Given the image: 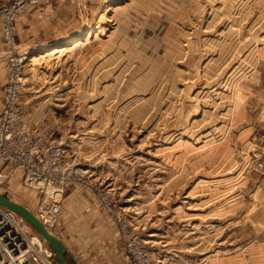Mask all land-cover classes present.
Returning a JSON list of instances; mask_svg holds the SVG:
<instances>
[{
	"label": "rangeland",
	"instance_id": "1",
	"mask_svg": "<svg viewBox=\"0 0 264 264\" xmlns=\"http://www.w3.org/2000/svg\"><path fill=\"white\" fill-rule=\"evenodd\" d=\"M48 1L28 6L13 29L30 118L113 190L155 264H264V151L258 134H241L264 55V0H95L75 12L73 37L30 40ZM52 1L72 15L75 0ZM0 191L36 212L35 192L4 164Z\"/></svg>",
	"mask_w": 264,
	"mask_h": 264
},
{
	"label": "built area",
	"instance_id": "2",
	"mask_svg": "<svg viewBox=\"0 0 264 264\" xmlns=\"http://www.w3.org/2000/svg\"><path fill=\"white\" fill-rule=\"evenodd\" d=\"M40 0L0 2V36L6 48L0 88V164L17 174L21 184L34 191L40 220L53 223L61 211L63 192L71 186L89 191L93 203L116 229L123 264H155L149 247L134 232L127 211L111 188L88 179L87 170L69 161L65 147L42 123H32L24 109L22 92L26 53H21L13 32L14 23L28 7ZM264 151V135L254 137ZM260 173L264 165L258 164ZM0 264H57L47 243L22 217L0 206Z\"/></svg>",
	"mask_w": 264,
	"mask_h": 264
},
{
	"label": "crops",
	"instance_id": "3",
	"mask_svg": "<svg viewBox=\"0 0 264 264\" xmlns=\"http://www.w3.org/2000/svg\"><path fill=\"white\" fill-rule=\"evenodd\" d=\"M94 1L75 0L72 15L59 14V8L52 0L40 5L33 17L35 19L33 23L35 22L36 25L29 33L32 36L30 40L56 43L73 37L75 31L81 27L75 12L77 11L79 15L83 12L87 13L89 2ZM29 17L32 18V15L29 14ZM30 22L32 19L29 18L26 23ZM5 52L6 48L1 43L0 36V65H2ZM1 75L0 73V88L3 84ZM247 90L249 99L244 105L241 116L242 119H248L247 126L249 127H245L246 129L241 134L248 132L249 135H264V55L257 62ZM37 120L41 121V119ZM37 120L31 119L32 123H36ZM55 122L58 128L59 123ZM258 189L262 200H257L256 203L264 210V178L259 181ZM84 193L85 191L78 186H71L63 192L61 211L53 225L54 230H58L57 234L54 232L55 235L64 243L78 264H123L119 258L121 247L116 229L102 215L93 201H88L90 198H87ZM259 216H262L261 212Z\"/></svg>",
	"mask_w": 264,
	"mask_h": 264
},
{
	"label": "water",
	"instance_id": "4",
	"mask_svg": "<svg viewBox=\"0 0 264 264\" xmlns=\"http://www.w3.org/2000/svg\"><path fill=\"white\" fill-rule=\"evenodd\" d=\"M0 206L22 217L42 237L51 248L57 264H78L70 255L64 243L55 234L51 233L48 224L37 218L28 207L2 192H0Z\"/></svg>",
	"mask_w": 264,
	"mask_h": 264
},
{
	"label": "bare ground",
	"instance_id": "5",
	"mask_svg": "<svg viewBox=\"0 0 264 264\" xmlns=\"http://www.w3.org/2000/svg\"><path fill=\"white\" fill-rule=\"evenodd\" d=\"M88 37H90V34L88 35ZM80 39H77V40H74L72 43H70L69 44V46H61V47H57V48H52L51 50H46V51H49V53L48 54H44V53H47V52H43V54H35V56H33V57H35V60H38V59H42V58H45V57H47V55H51V54H56V53H62L63 51H66L67 49H68V47H70V45L71 46H73V47H77L79 44H80V41H79ZM66 47V48H65ZM50 51H52V52H50ZM30 60H32V58H30ZM1 192V191H0ZM35 215V214H34ZM36 216V215H35ZM37 217V216H36ZM38 218V217H37ZM45 222V224H51V223H47V221H44ZM47 225V226H48ZM51 228H49V230H50ZM51 231V230H50ZM51 233H52V231H51ZM52 234H54V233H52Z\"/></svg>",
	"mask_w": 264,
	"mask_h": 264
},
{
	"label": "trees",
	"instance_id": "6",
	"mask_svg": "<svg viewBox=\"0 0 264 264\" xmlns=\"http://www.w3.org/2000/svg\"><path fill=\"white\" fill-rule=\"evenodd\" d=\"M54 261H56L55 258H54Z\"/></svg>",
	"mask_w": 264,
	"mask_h": 264
}]
</instances>
